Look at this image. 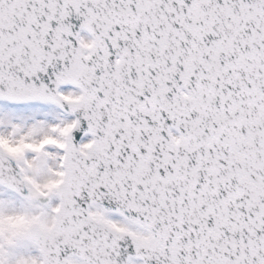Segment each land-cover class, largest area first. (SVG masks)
I'll use <instances>...</instances> for the list:
<instances>
[{"label": "snow or ice", "instance_id": "obj_1", "mask_svg": "<svg viewBox=\"0 0 264 264\" xmlns=\"http://www.w3.org/2000/svg\"><path fill=\"white\" fill-rule=\"evenodd\" d=\"M0 264H264V0H0Z\"/></svg>", "mask_w": 264, "mask_h": 264}]
</instances>
